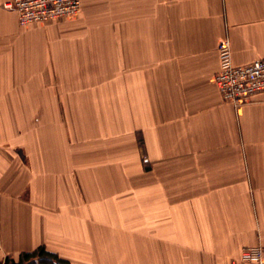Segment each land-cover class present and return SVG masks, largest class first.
I'll list each match as a JSON object with an SVG mask.
<instances>
[{
    "label": "crops",
    "instance_id": "crops-1",
    "mask_svg": "<svg viewBox=\"0 0 264 264\" xmlns=\"http://www.w3.org/2000/svg\"><path fill=\"white\" fill-rule=\"evenodd\" d=\"M0 0V260L245 264L264 257V92L214 83L264 58V0H81L19 25Z\"/></svg>",
    "mask_w": 264,
    "mask_h": 264
},
{
    "label": "built area",
    "instance_id": "built-area-1",
    "mask_svg": "<svg viewBox=\"0 0 264 264\" xmlns=\"http://www.w3.org/2000/svg\"><path fill=\"white\" fill-rule=\"evenodd\" d=\"M2 6L16 14L19 25H26L75 16L81 10V0H6ZM217 55L218 70L214 83L222 100L240 105L264 92V58L234 65L228 39L218 43ZM239 260L245 264H264L262 247L243 248ZM2 264L11 263L2 261Z\"/></svg>",
    "mask_w": 264,
    "mask_h": 264
},
{
    "label": "trees",
    "instance_id": "trees-1",
    "mask_svg": "<svg viewBox=\"0 0 264 264\" xmlns=\"http://www.w3.org/2000/svg\"><path fill=\"white\" fill-rule=\"evenodd\" d=\"M4 261L11 264H66L64 260L43 246L30 252H21L16 260L5 258Z\"/></svg>",
    "mask_w": 264,
    "mask_h": 264
},
{
    "label": "rangeland",
    "instance_id": "rangeland-1",
    "mask_svg": "<svg viewBox=\"0 0 264 264\" xmlns=\"http://www.w3.org/2000/svg\"><path fill=\"white\" fill-rule=\"evenodd\" d=\"M2 261H4V259L0 260V264H2Z\"/></svg>",
    "mask_w": 264,
    "mask_h": 264
}]
</instances>
